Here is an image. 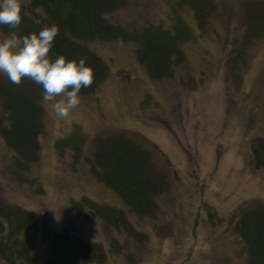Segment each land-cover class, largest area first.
I'll list each match as a JSON object with an SVG mask.
<instances>
[{"label":"rangeland","instance_id":"obj_1","mask_svg":"<svg viewBox=\"0 0 264 264\" xmlns=\"http://www.w3.org/2000/svg\"><path fill=\"white\" fill-rule=\"evenodd\" d=\"M125 1L121 8L124 11L113 18L115 23L154 22L171 7V0ZM26 13L35 22L40 19L38 12ZM7 36L0 29V39ZM199 42L203 44L204 39ZM248 46L251 55H243L238 66L243 70V85L227 83L221 87L209 79V64L219 63V58L210 52L202 54L209 48L198 50L195 42L183 47L184 59L175 67L174 78L163 77L157 83L138 64L132 45L115 41L96 47L97 55L110 67L109 77L99 85L96 95L79 94L80 104L66 119L57 118L40 96L46 129L40 135L42 150L34 164L25 171L13 150H6L0 136L1 202L33 213L39 231L48 227L53 231L71 229L88 241L109 245L119 239L128 249L118 229L100 224V220L95 224L73 211L71 199L83 195L110 206H126L98 181L92 166L82 159L73 162L74 155L68 151L60 155L54 142L71 132L74 124L88 135L86 151L95 143L92 137L96 133L106 136L110 132L134 131L162 153V157L148 153L152 175L161 171V163L169 162L174 179L170 177V190L161 195L164 199H160V212L155 217H143L138 224V229L148 235V247L139 241L140 252L128 250L127 255L145 256L142 264H247V248L236 224L254 208L264 210V168L256 167V153L264 149V34ZM189 125H194L192 136L187 130ZM246 156L261 174L238 172ZM24 176H28L27 183L21 180ZM39 231H23L21 242L38 264H45L47 246ZM103 264L123 263L107 258Z\"/></svg>","mask_w":264,"mask_h":264},{"label":"trees","instance_id":"obj_2","mask_svg":"<svg viewBox=\"0 0 264 264\" xmlns=\"http://www.w3.org/2000/svg\"><path fill=\"white\" fill-rule=\"evenodd\" d=\"M125 2L21 0L22 21L18 28L0 25V29L6 35L17 31L23 36L38 32L45 26L57 25L59 33L49 55L64 54L77 60L81 56L87 57L86 62L94 69V79L89 87L81 89L80 94L86 97L96 95L99 85L110 74L108 62L95 52L98 46L115 41L127 43V47L132 45L138 64L154 81L164 76L173 77L176 65L184 56L182 42L194 40L198 50L209 48L202 54L210 52L211 56L214 53L215 59L219 58V63L210 62V68L238 83L243 80V70L238 68L240 59L250 53L248 42L264 34V2L260 0H230L228 5L223 0H172L174 3L169 9L170 14H167L171 26L167 29L161 18L138 25L114 23L111 15ZM27 11L38 12L40 19L35 22ZM202 39L204 43L198 45ZM232 44L239 47L234 50ZM226 45L228 47L224 49ZM244 46L246 48L242 50ZM228 48L241 53L230 54ZM42 90L30 78L25 77L16 85L0 75V116L5 119V122L0 121V136L23 168L29 167L40 155L38 139L45 129L39 99L40 96L42 98ZM92 138L95 143L90 151H86L88 135L80 125L74 124L69 136L59 139L56 146L71 149L73 162L83 156L98 169L97 175L103 184L120 197L126 209L110 207L84 195L78 200L71 199V203L74 210H79L86 218L93 221L102 219L104 224L116 226L129 248L122 246L119 239L108 245L83 240L70 229L42 230L47 246L45 264H103L107 258L116 263L142 264L146 257H135L132 253L129 256L128 250L138 254L141 249L139 241L148 247V235L138 229V224L141 225L143 217H155L159 210L156 196L170 190V179L164 174L159 175V172L152 175L148 168V153L156 150L139 133L123 130L106 136L96 133ZM256 155V167H264V151L260 150ZM37 189L41 190V186ZM253 210L239 218L236 231L247 247L248 264H264V210ZM129 214L133 216L131 220L128 219ZM31 227L37 228L33 213L19 205L0 201V264H38L20 238L22 230Z\"/></svg>","mask_w":264,"mask_h":264},{"label":"clouds","instance_id":"obj_3","mask_svg":"<svg viewBox=\"0 0 264 264\" xmlns=\"http://www.w3.org/2000/svg\"><path fill=\"white\" fill-rule=\"evenodd\" d=\"M22 21L21 0H0V25L17 29ZM57 25L45 26L23 36L12 31L0 39V75L19 85L27 77L43 89L42 102L57 118H69L80 104V92L93 83L94 69L87 57H52Z\"/></svg>","mask_w":264,"mask_h":264}]
</instances>
